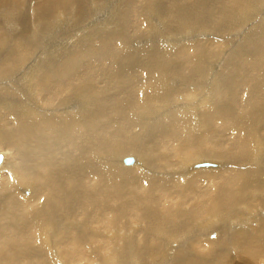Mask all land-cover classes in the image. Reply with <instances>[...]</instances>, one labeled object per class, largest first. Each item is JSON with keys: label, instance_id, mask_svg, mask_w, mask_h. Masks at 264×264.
I'll use <instances>...</instances> for the list:
<instances>
[{"label": "bare ground", "instance_id": "6f19581e", "mask_svg": "<svg viewBox=\"0 0 264 264\" xmlns=\"http://www.w3.org/2000/svg\"><path fill=\"white\" fill-rule=\"evenodd\" d=\"M142 1L0 0V264H264V0Z\"/></svg>", "mask_w": 264, "mask_h": 264}, {"label": "rangeland", "instance_id": "374dc122", "mask_svg": "<svg viewBox=\"0 0 264 264\" xmlns=\"http://www.w3.org/2000/svg\"><path fill=\"white\" fill-rule=\"evenodd\" d=\"M40 0H26V2H24V5L27 7V8H29V10H34L35 9V7L37 6V4L36 3H38ZM148 2V0H143L141 3H139L138 5H137V7L138 8H140L141 7V10H142V7L146 4ZM164 3H166V1L164 0ZM99 17H101V16H98V17H96V16H94L93 17V19H91L93 22H96V20H97V18L99 19ZM91 20H90V22H91ZM141 27H143L142 28V33L144 32L145 34H147V33H149V28L148 27H146V24H145V21L144 20H142L141 21ZM182 36V35H181ZM181 36L179 37H176V38H178V39H180L181 38ZM56 39V38H55ZM54 39V40H55ZM66 39V41H67V38H65ZM171 40V41H170ZM172 39L171 38H169L168 36H165L164 38H163V42H165V43H167L168 45H173V43H172ZM13 44H15V46L17 47L18 45H17V43L15 42V43H13ZM175 49H177V48H175ZM44 48L42 47V46H36L30 53H28V54H26L28 57H30L31 58V60H26V59H24L25 61H26V68H28V67H34V65L36 64V62L38 61V59L40 58V57H42L43 55H44ZM18 74H14V75H11V76H9L8 78H3V79H0V88H1V86H7L9 83L10 84H13V86L14 87H16V85L14 84V82L16 81V78L18 77L17 76ZM0 78H2L1 76H0ZM12 80H14V81H12ZM19 80V79H18ZM5 81V82H4ZM8 81V82H7ZM94 83H96V82H94ZM12 86V87H13ZM11 92H13V91H11ZM0 98H2V96H1V94H0ZM42 106V105H41ZM128 156H131L132 158H133V162H132V164L131 165H128V166H125L124 164H123V162H122V160L123 159H121V165L123 166V167H125V168H130V167H133L134 166V164H135V157L134 156H132V155H128ZM124 157H126V156H124ZM123 157V158H124ZM206 163H196V165H195V168H201L202 166H200V165H205ZM205 166H207V165H205ZM204 166V167H205ZM214 238V237H213Z\"/></svg>", "mask_w": 264, "mask_h": 264}, {"label": "water", "instance_id": "95a60500", "mask_svg": "<svg viewBox=\"0 0 264 264\" xmlns=\"http://www.w3.org/2000/svg\"><path fill=\"white\" fill-rule=\"evenodd\" d=\"M0 159H1V155H0ZM132 161H133V158H132L131 156H126V157H124L123 160H122V162H123L124 164H131Z\"/></svg>", "mask_w": 264, "mask_h": 264}]
</instances>
